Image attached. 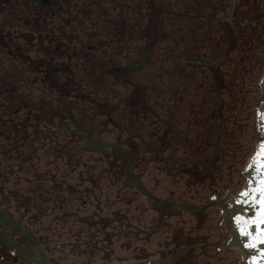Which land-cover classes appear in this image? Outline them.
I'll list each match as a JSON object with an SVG mask.
<instances>
[{
  "label": "rangeland",
  "instance_id": "rangeland-1",
  "mask_svg": "<svg viewBox=\"0 0 264 264\" xmlns=\"http://www.w3.org/2000/svg\"><path fill=\"white\" fill-rule=\"evenodd\" d=\"M38 1L0 0V194L130 264L247 160L264 0Z\"/></svg>",
  "mask_w": 264,
  "mask_h": 264
},
{
  "label": "water",
  "instance_id": "water-1",
  "mask_svg": "<svg viewBox=\"0 0 264 264\" xmlns=\"http://www.w3.org/2000/svg\"><path fill=\"white\" fill-rule=\"evenodd\" d=\"M262 144L264 11L247 160L193 208L185 207L188 212L130 264H264ZM0 264L91 263L0 194Z\"/></svg>",
  "mask_w": 264,
  "mask_h": 264
},
{
  "label": "flooded vegetation",
  "instance_id": "flooded-vegetation-1",
  "mask_svg": "<svg viewBox=\"0 0 264 264\" xmlns=\"http://www.w3.org/2000/svg\"><path fill=\"white\" fill-rule=\"evenodd\" d=\"M43 2H45L44 0H39L37 3L38 4H41V3H43ZM230 2H232V0H230ZM231 14H232V10H231ZM147 47H146V51H145V54H144V59L146 58V56H147V50H148V44L146 45ZM142 62H144V61H142ZM141 64V63H140ZM137 65H133V66H131V67H126V69H128V73L127 74H129V73H131L133 70H135V69H133L134 67H136ZM214 67V66H213ZM133 85H136L135 83H133ZM137 86V85H136ZM152 114L157 118V119H160L161 121L163 120L156 112H152ZM78 126H79V130H81L82 131V125L81 124H78ZM88 132V131H87ZM86 132V133H87ZM89 133V132H88ZM90 134V133H89ZM85 143H86V147L88 148V149H94V150H97L96 148V144L95 143H93L92 141H91V139L88 137V134H86V138H85ZM100 143V142H99ZM114 146H116V145H114ZM117 147V146H116ZM0 192H2V188H0ZM154 200V199H153ZM160 206L162 205V204H159ZM162 207H163V211H165V213H168V210L164 207V205H162ZM174 210H176V209H174ZM174 210H170V211H174ZM169 216H172V215H169Z\"/></svg>",
  "mask_w": 264,
  "mask_h": 264
},
{
  "label": "snow or ice",
  "instance_id": "snow-or-ice-1",
  "mask_svg": "<svg viewBox=\"0 0 264 264\" xmlns=\"http://www.w3.org/2000/svg\"><path fill=\"white\" fill-rule=\"evenodd\" d=\"M261 167H264V144L261 145ZM255 164V158H254V162ZM250 167H252V165H250ZM259 191L261 192V210L258 213V222L261 225H264V181H262V185L261 188L259 189ZM242 195H248V193H243ZM253 224L257 223L256 220L252 221ZM261 242H264V230H262L261 232Z\"/></svg>",
  "mask_w": 264,
  "mask_h": 264
},
{
  "label": "bare ground",
  "instance_id": "bare-ground-1",
  "mask_svg": "<svg viewBox=\"0 0 264 264\" xmlns=\"http://www.w3.org/2000/svg\"><path fill=\"white\" fill-rule=\"evenodd\" d=\"M143 63V62H142ZM142 63L141 64H138L136 67H134L133 69H137L138 67L142 66ZM104 146V147H103ZM96 147L101 149V150H104L103 152L104 153H109V152H115V151H118V148L114 145H110V144H104V143H96ZM96 148V149H97ZM98 150V149H97Z\"/></svg>",
  "mask_w": 264,
  "mask_h": 264
},
{
  "label": "trees",
  "instance_id": "trees-1",
  "mask_svg": "<svg viewBox=\"0 0 264 264\" xmlns=\"http://www.w3.org/2000/svg\"><path fill=\"white\" fill-rule=\"evenodd\" d=\"M258 18H259V17H255V18L253 17V18L251 19V21H249V22L252 23V25H253L254 27H256V26L258 25V23H257V21H258L257 19H258ZM217 69H218V66H214V67H213V71H214V73L217 72V71H216ZM223 80H224V78H223ZM223 80H222V81H223ZM175 213H177V212H174V211H168L167 214H168V215H173V214H175Z\"/></svg>",
  "mask_w": 264,
  "mask_h": 264
}]
</instances>
